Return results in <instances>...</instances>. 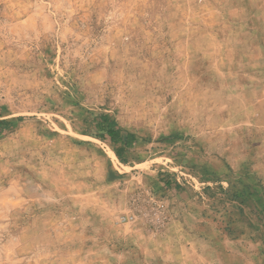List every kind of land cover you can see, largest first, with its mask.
Here are the masks:
<instances>
[{
    "label": "rangeland",
    "instance_id": "1",
    "mask_svg": "<svg viewBox=\"0 0 264 264\" xmlns=\"http://www.w3.org/2000/svg\"><path fill=\"white\" fill-rule=\"evenodd\" d=\"M0 120V264H264V0H0Z\"/></svg>",
    "mask_w": 264,
    "mask_h": 264
},
{
    "label": "trees",
    "instance_id": "2",
    "mask_svg": "<svg viewBox=\"0 0 264 264\" xmlns=\"http://www.w3.org/2000/svg\"><path fill=\"white\" fill-rule=\"evenodd\" d=\"M100 119L101 121L97 124V127H99L100 131H106L107 134L110 135L113 143L117 145V148L115 150L116 155L121 158L123 156V152L128 149L132 141L135 139V136L133 134H128L125 137H122L119 132L111 126L112 121L110 120V117L106 114H102L100 116ZM7 123L9 122L5 120H0V125ZM103 135L104 134H102V137Z\"/></svg>",
    "mask_w": 264,
    "mask_h": 264
}]
</instances>
